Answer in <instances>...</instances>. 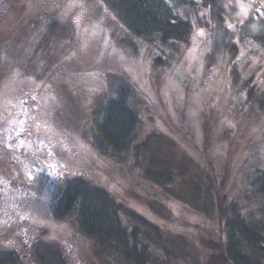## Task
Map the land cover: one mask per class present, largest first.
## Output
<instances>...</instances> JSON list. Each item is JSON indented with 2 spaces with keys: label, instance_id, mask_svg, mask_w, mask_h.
Here are the masks:
<instances>
[{
  "label": "rangeland",
  "instance_id": "obj_1",
  "mask_svg": "<svg viewBox=\"0 0 264 264\" xmlns=\"http://www.w3.org/2000/svg\"><path fill=\"white\" fill-rule=\"evenodd\" d=\"M43 15L64 25L52 24L46 33L49 38L66 40L68 32L73 39L55 42L59 64L54 63L62 73L50 74L47 66L43 69L47 77L42 79L21 69L20 61L9 56L14 42L3 40L15 32L12 37L30 42L33 51L49 47L37 42L34 29V21L39 23ZM120 29L102 0H0V46L8 48L0 49V68L4 66L0 69V250L16 251L21 264H38L33 253L37 241L58 246L69 264H108L101 249L81 231L75 209L63 210L66 188L75 178L103 187L118 201L161 215L160 223L157 216L148 218L159 225L171 224L193 242L175 249L185 263L193 262V251L201 252L194 235L212 233L211 222L197 208L175 200L158 183L136 179V171L132 179L120 160L104 154L91 139L90 125L82 122L84 114L116 72L133 78L140 89L143 118L134 140L153 130L160 134L156 137L160 144L152 152L163 171L170 168L173 173H167L176 172L182 183L199 186L188 157L192 155L205 168L216 167L237 193L244 188L241 180L250 183L264 170V112L255 114L250 104L235 101L241 98L222 68L202 73L208 44L205 30L194 25L190 44L183 43L184 53L169 49L170 59L180 55L179 60L154 72L138 56L115 45L113 38ZM249 67H255L254 81L264 86L263 57ZM49 75L60 78L54 85L57 90L50 87ZM128 151L132 152L121 154ZM43 158H49L47 165L55 163L49 167L54 176L43 174L37 177L43 182L39 183L29 177L27 167ZM128 158L132 159L131 153ZM25 188L34 192L20 196ZM25 197L36 198L33 205H26Z\"/></svg>",
  "mask_w": 264,
  "mask_h": 264
},
{
  "label": "trees",
  "instance_id": "obj_2",
  "mask_svg": "<svg viewBox=\"0 0 264 264\" xmlns=\"http://www.w3.org/2000/svg\"><path fill=\"white\" fill-rule=\"evenodd\" d=\"M102 1L121 28L113 38L115 45L121 52L124 49L126 54L138 56L149 71L173 66L175 59L178 61L181 56L170 59V51L184 53L183 43L190 44L197 24L205 30L208 39L207 51L202 56V73L222 68L228 75L231 89L241 98L235 101L250 104L255 114L264 112V86L254 81L251 70L256 66L249 67L259 56L264 59V0ZM51 21L47 15H43L39 23L34 21V29L39 34L37 42L49 45L48 48L39 46L33 51L34 45L30 42L12 37L17 36L15 32L2 39L14 42L10 58L19 60L21 69L23 67L34 78L47 77L43 71L47 66L50 74L62 73L61 66L55 67L59 64L54 54L58 51L55 42L73 39L68 32L66 40L49 38L46 33L52 24L64 28L61 21ZM71 48L76 50V46ZM0 49L8 51L5 45ZM2 67L0 69L4 70ZM51 67L58 69L53 72ZM116 73L113 75L116 78L102 88L95 105L87 108L84 114L82 122L90 125L91 139L104 154L120 160L132 179L136 171V179L158 183L175 200L197 208L196 211L211 222L212 233L194 235V244L201 247V252L193 251V262L185 263L177 258L175 252L178 250L175 249L193 242L176 232L171 224L159 225L148 218L157 216L160 223L161 215H152L146 208L140 209L127 200L126 204L118 201L103 187L77 178L66 188L64 212L75 209L81 231L101 249L108 264H264V170H259L258 178L250 183L247 179L241 180L244 188L237 189V193L226 185L224 174L216 167L205 168L197 159L194 161L192 155L188 157L195 165L194 173L199 175V186L182 183L185 181L176 172L169 174L173 173L170 168L163 171L152 152V148L160 144L156 139L160 134L153 130L146 138L134 140L143 118L139 111L143 103L140 89L133 78ZM48 78L50 87L57 90L60 78L52 75ZM144 86L147 89V85ZM125 150L132 152L121 154ZM130 153L132 159L128 158ZM35 165L27 167L28 175L43 183L37 178L40 174H30ZM33 192L25 188L19 194L26 196ZM27 199L23 198V202L30 206L36 198L29 202ZM185 218L194 221L193 217ZM41 243L37 241L33 246L38 264H69L58 246ZM18 256L14 250H0V264H21Z\"/></svg>",
  "mask_w": 264,
  "mask_h": 264
},
{
  "label": "flooded vegetation",
  "instance_id": "obj_3",
  "mask_svg": "<svg viewBox=\"0 0 264 264\" xmlns=\"http://www.w3.org/2000/svg\"><path fill=\"white\" fill-rule=\"evenodd\" d=\"M49 158H43L41 159L37 165L33 166V168L30 169V174L32 173H37L40 174V176H42L43 174H47L49 173L51 176H54V174L49 170V167H54L55 163L52 164H48L50 166L47 165ZM38 169V170H36ZM42 173V174H41Z\"/></svg>",
  "mask_w": 264,
  "mask_h": 264
}]
</instances>
